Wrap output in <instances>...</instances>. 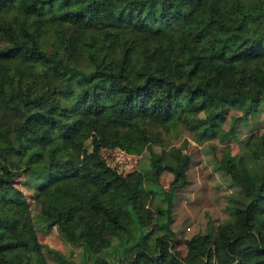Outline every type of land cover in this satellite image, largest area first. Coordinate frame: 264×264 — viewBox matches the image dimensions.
<instances>
[{
    "label": "trees",
    "instance_id": "trees-1",
    "mask_svg": "<svg viewBox=\"0 0 264 264\" xmlns=\"http://www.w3.org/2000/svg\"><path fill=\"white\" fill-rule=\"evenodd\" d=\"M175 1L171 14L163 0H0V264H264V131L216 157L241 192L184 255L171 221L189 156L153 148L187 114L202 136L226 137L228 108H264V0ZM48 20L65 28L49 50ZM113 146L144 164L119 171L101 155ZM38 226L80 259L41 243ZM16 247L30 253L9 256Z\"/></svg>",
    "mask_w": 264,
    "mask_h": 264
},
{
    "label": "rangeland",
    "instance_id": "rangeland-1",
    "mask_svg": "<svg viewBox=\"0 0 264 264\" xmlns=\"http://www.w3.org/2000/svg\"><path fill=\"white\" fill-rule=\"evenodd\" d=\"M169 7L170 13L175 14V0H163ZM11 12H7V16ZM35 18V17H33ZM33 20V19H32ZM30 19V21H32ZM263 23V22H262ZM39 34V41L46 49H50L53 41L59 42V34L65 29L63 26L48 20L42 25ZM80 64V63H79ZM82 64V63H81ZM264 106V105H262ZM198 114L197 117H202ZM194 117L187 114L183 121H170L161 131V142L153 144L155 150L163 148L166 151L165 157L176 153L180 156H189V163L186 168L187 183L176 189L173 197L171 227L175 231V249L180 255H184L186 248L184 239L194 234L202 233L208 225L217 224L229 216L227 204L231 194L240 193L241 190L230 176L218 168L216 157H220L225 150L232 153L239 151L238 141H245L255 134L264 131V108L257 112H245L241 109L230 107L225 113V119L221 127L224 131L234 128L235 134H228L226 137H207L200 134L199 127H193ZM90 151V142L86 140L82 147L81 156ZM101 155L113 167L123 173L140 169L145 161V153H127L118 147H103ZM166 158V159H167ZM165 159V161H166ZM170 165V164H169ZM175 179V174L167 165L162 167L160 182L168 187ZM39 179L33 180L37 184ZM19 179L16 186L20 187L26 194L29 208L38 211L39 203L34 198L35 188L26 187ZM8 209L4 208L3 215H7ZM36 234L39 241L46 246L60 251L65 256L70 255L79 260V246L66 242L56 226L37 227ZM30 253L28 247H16L8 252L9 256H25ZM52 261V259H49Z\"/></svg>",
    "mask_w": 264,
    "mask_h": 264
}]
</instances>
